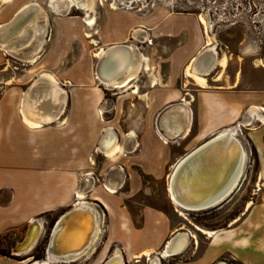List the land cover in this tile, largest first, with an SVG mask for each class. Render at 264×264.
Wrapping results in <instances>:
<instances>
[{
  "label": "crops",
  "instance_id": "1",
  "mask_svg": "<svg viewBox=\"0 0 264 264\" xmlns=\"http://www.w3.org/2000/svg\"><path fill=\"white\" fill-rule=\"evenodd\" d=\"M0 12L2 23L15 28L23 15L28 23L38 14L42 40L24 47L20 60L0 47V63L9 57V68L0 72V264H32L13 249L35 220L44 232L39 243L47 260L54 226L77 205L97 212L98 238L80 259L48 264H102L116 253L125 264H163L166 258L168 264H215L224 256L264 264V203H253L230 230L208 231L212 235L205 234L210 240L201 252L194 236L163 212L144 208L138 215L126 203L140 191L136 168L161 177L168 165L244 120L250 108H264V91H240L238 76L228 80L220 66L201 75L205 84L187 74L210 47L197 15L161 7L132 12L103 0H89L87 8L72 0H2ZM30 36L26 32L21 41L26 44ZM116 46H127L141 62L138 77L119 89L103 81L98 70L104 60L96 57ZM14 60L21 62V72L13 70ZM145 74L150 84L142 86ZM106 91L145 98L143 122L124 137L102 114L111 107ZM243 128L261 155L264 187V148L252 133L264 136V123ZM107 130L116 137L112 158L100 150ZM179 232L192 236V247L165 257L167 242Z\"/></svg>",
  "mask_w": 264,
  "mask_h": 264
},
{
  "label": "rangeland",
  "instance_id": "2",
  "mask_svg": "<svg viewBox=\"0 0 264 264\" xmlns=\"http://www.w3.org/2000/svg\"><path fill=\"white\" fill-rule=\"evenodd\" d=\"M109 3L110 1L107 2L108 5ZM165 3L171 5L166 6ZM159 7L174 13H192L197 15L199 19L207 13L211 21L209 34L213 42L212 47L215 48L218 57L224 55L227 58L229 57L228 60L230 59L229 64L227 63L225 68L222 67L221 75L223 76L226 73L228 80L230 78L233 79L237 75L240 80L238 82L240 91H264V67L261 66L264 58V0H165V2L158 4L156 8ZM3 14L4 12H0V18ZM202 25L206 36H208L205 25ZM24 47L26 45L19 47L16 56H14L16 59H23V53H26L25 49H23ZM156 57L155 59H157ZM7 60H9V57L3 56L0 63V72L9 68V65L6 64ZM18 60H14L17 63H13L15 68L18 67V69L13 70L21 72L22 64ZM217 67L218 65L212 70ZM217 71L219 72L220 69ZM140 83L142 86L150 84L146 74L141 75ZM145 88L143 87V89ZM106 99L111 107L107 113L102 112V114L106 117V121L110 123L109 126L115 128L122 137L125 136V133H129L135 123L140 120L143 122L145 114L140 108L146 102L144 97L106 91ZM135 106L138 111H135ZM257 123L260 122L252 124L249 128L255 130ZM246 131L243 128L239 134L240 139L244 142L249 152L244 174L233 194L229 195L222 203L198 212H190L176 206L178 208L177 211V208L171 202L169 194V179L175 166L168 165L165 174L158 178L149 176L142 169L136 168V179L139 183L140 191L133 198L126 201L131 212L139 215L140 210L144 208L163 212L173 221L176 227L185 229L193 235L194 238L192 239L195 245L198 247L199 244L198 252L203 251L208 246L210 239L208 238L209 235H205L198 227L207 231L230 230L233 221L241 220L246 216L249 204L252 206L254 203L257 206L264 203V187H261L262 183L259 176L262 169L261 155ZM252 133L259 139L261 147L264 148L262 132L258 130L252 131ZM128 190L129 181H127L125 187L126 193ZM96 207L98 212L102 214V209L97 205ZM65 231L67 232V229ZM244 235L241 234L238 237L240 238ZM42 244L44 243L38 242L34 249L22 259L29 258L32 264L35 262L43 264L45 255L43 256L42 253ZM191 247L192 245L189 243L188 248ZM166 259L163 260V264H168L165 262ZM220 261H224L227 264H241V262L229 256H224Z\"/></svg>",
  "mask_w": 264,
  "mask_h": 264
},
{
  "label": "bare ground",
  "instance_id": "3",
  "mask_svg": "<svg viewBox=\"0 0 264 264\" xmlns=\"http://www.w3.org/2000/svg\"><path fill=\"white\" fill-rule=\"evenodd\" d=\"M3 1L4 2H7V1L10 2L11 0H3ZM72 1L78 7H82V8H85V7L87 8L88 3H89V0H72ZM113 6H115V5H113ZM27 17H26V15H23V17L20 20V22L23 21V23H21L20 26H18L17 28L10 27L9 23L8 24H6V23L0 24V47L3 50V52L9 53L13 56L14 55L16 56L19 47H23L24 45H26V46L33 45L34 43L38 44L39 42L42 43V40L41 39L39 40V38H38V33H39V31H38V21H39L38 14H36V16L34 18L29 20L28 23H26ZM200 21L206 27V31H207V35H208L207 36L208 37L207 42H208V46H210L211 48L209 47V51H205V52L201 53L194 60V62H192V64L187 69V74L189 76H192L193 78H195V80L197 82H199L201 84H205V79H203L202 76L204 74H207L208 67L211 66L210 70H212L216 65L225 68L227 66V63H228V58L224 55L218 57L217 52L215 51V48L212 47L213 42H212V38L209 34V29L211 27L210 16L206 13L205 15L201 16ZM28 31H30L31 36H30L29 40L27 41V43L25 44V42H22L21 40L24 37V35L26 34V32L28 33ZM111 54H112V57L114 58V61H115V65L113 64L115 66V68H112V66H109L110 64L112 65V61L109 59V55H111ZM32 57H31V60H32ZM96 57H99L101 60H104V62L102 64H104L106 66L103 70L101 69V66H100V69L98 70V73L102 74L101 78L103 79V81H105L109 86H112V87H115L118 89L127 87L130 80H133L141 71L140 60L138 58L134 57L133 55H131V57H132L131 60H126V61L122 60L121 52L117 49V47L109 49L106 52L100 53V54L96 55ZM261 66L264 67V58H263V65H261ZM210 70H209V72H210ZM256 122L264 123V109L253 107V108H250L246 112V114L244 116V120L242 119L241 122H239L235 126L221 131L219 134H217L218 136L216 138L211 140V141H214L215 139L222 138V137L229 134L230 136L235 137L238 140V142L241 145L242 155H243L242 165H241L237 175L231 181L229 186L218 197H216L212 202H210L208 204L201 205V206H197V207H187V206L185 207V206H182L181 204H179L172 194V179L174 177L175 169L180 166V164L182 163V160L186 156L184 158H182L175 165V167L171 173L170 179H169V194H170V198H171V200L175 206H177L178 208L190 211V212L203 211V210L217 206L218 204L222 203L229 195L233 194L234 190L236 189L240 180L242 179V176L244 174V170L246 167V162H247V159L249 156L248 149H247L246 145L244 144V142L240 139L239 134H240L242 127L251 126L252 124H255ZM105 139L107 141L102 142V147L100 150H102L108 158H112L114 156L115 152L117 151V147L110 149V147L113 146V144L115 143V140H116V137H115V134L113 133V131H111V130L108 131ZM194 151H192L190 153H193ZM107 189L110 192H115L114 187L109 186V187H107ZM250 207H251V204H249L248 208H250ZM91 210H93V211L91 212ZM76 226H77V228H75ZM40 228H41V232L39 233V236L36 237L35 242L32 244V246H30V248L28 250L25 251L26 253H24V254H27L28 252L33 250L34 247L39 242V240L41 239L44 232H43L41 225H40ZM65 229H67V232L65 231ZM100 229L101 228L99 225L97 212L93 208L91 209L89 207H88L87 212H83V210L81 209L80 212L74 214L71 219H69L65 222V226H64L63 231L57 237L58 243L55 244L54 249H52V252L55 255H57L58 257H63V258L56 259V258H54V256H49L48 260L43 261L44 262L43 264H48L50 261H52V262H54V261L55 262H63V261L67 262V261H73V260L75 261V260L80 259L81 256L84 255L87 252V250L90 249L92 247V245L96 242L98 235L100 233ZM64 231H65V233H64ZM201 231L203 233L209 235V236L212 235L211 232H208L205 230H201ZM181 233L182 232H179V233L175 234L172 238L169 239V241L166 244L165 250L163 252V255L165 257H171L172 255L177 256L187 249V247L189 246V243H190V238L192 236L189 234H186V233H183V234H181ZM178 234H181L180 235L181 240H177V242L174 244V246L175 247L178 245L180 246V244H181L180 249L179 250L177 249L176 251L171 252V249L169 248V246H170L173 238ZM182 239H183V241H182ZM84 247H86V249H84V251H82ZM74 251H78V252L81 251V253H77V254H75V256H70L69 253L74 252ZM17 253H22V252H17ZM110 259H111V261L108 264H125L122 256L119 253H116L115 255L111 256ZM106 262L104 261L102 264H105ZM34 264H40V263L35 262ZM153 264H158V262L156 261Z\"/></svg>",
  "mask_w": 264,
  "mask_h": 264
},
{
  "label": "water",
  "instance_id": "4",
  "mask_svg": "<svg viewBox=\"0 0 264 264\" xmlns=\"http://www.w3.org/2000/svg\"><path fill=\"white\" fill-rule=\"evenodd\" d=\"M116 47L121 52L122 60H131L132 57H129L132 55L130 48L127 46ZM109 59L112 61V65L110 64L109 66L115 68V61L112 54L109 55ZM105 67L106 66L103 64L101 69L103 70ZM210 69L211 66L208 67L207 73H209ZM217 136L218 135L200 145L193 153L186 155L180 166L175 169L174 177L172 179V194L176 201L182 206L197 207L212 202L229 186L231 181L237 175L243 159L240 143L235 137H232L229 134L211 141ZM81 209L83 212L88 211V207L77 205L72 210L65 213L54 226L47 248V260L49 256H54L56 259L63 258L55 255L52 252V249H54L55 244L58 243L57 237L63 231L65 222L71 219L74 214L80 212ZM92 211L93 210H91V212ZM38 222L39 221L35 220L30 224L25 239L13 249L14 255H22L26 253L25 251L35 242L36 237H38L41 232L40 224ZM181 234H178L173 238L169 246L171 252L180 249L181 244L176 247L174 244L177 240H181ZM84 249H86V247H84L82 251H84ZM77 253H81V251H74L69 254L70 256H75ZM173 256L175 255H172L171 257ZM111 259L105 264H108ZM215 264L227 263L219 261Z\"/></svg>",
  "mask_w": 264,
  "mask_h": 264
},
{
  "label": "built area",
  "instance_id": "5",
  "mask_svg": "<svg viewBox=\"0 0 264 264\" xmlns=\"http://www.w3.org/2000/svg\"><path fill=\"white\" fill-rule=\"evenodd\" d=\"M105 3L110 1L109 6H116L117 9H122L132 12H150L155 9L158 4L165 2V0H103ZM166 6L171 4L165 3ZM149 43H151L149 41ZM18 256V255H17Z\"/></svg>",
  "mask_w": 264,
  "mask_h": 264
}]
</instances>
